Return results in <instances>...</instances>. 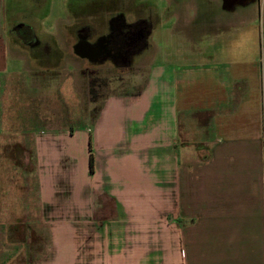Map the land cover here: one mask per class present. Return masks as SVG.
I'll use <instances>...</instances> for the list:
<instances>
[{"label": "crops", "instance_id": "0c3cea01", "mask_svg": "<svg viewBox=\"0 0 264 264\" xmlns=\"http://www.w3.org/2000/svg\"><path fill=\"white\" fill-rule=\"evenodd\" d=\"M98 3L67 0L68 34L57 23L33 52L34 34L15 35L19 18L0 0V264H264V0H220V14L202 19L172 10L173 46L158 63L143 35L130 56L147 74L104 99L90 172L87 153L64 164L65 118L41 116L24 80L66 70L73 57L97 62L73 47L105 37L113 16L125 31L148 21ZM24 19L42 33V18ZM9 56L24 70L9 72ZM58 188L68 191L55 197ZM58 216L78 227L54 229Z\"/></svg>", "mask_w": 264, "mask_h": 264}, {"label": "rangeland", "instance_id": "374dc122", "mask_svg": "<svg viewBox=\"0 0 264 264\" xmlns=\"http://www.w3.org/2000/svg\"><path fill=\"white\" fill-rule=\"evenodd\" d=\"M40 1L38 3V0H10V5L14 8V15L17 19L19 18L18 21L20 22L19 27L14 30V34L22 35L26 38L33 33L36 38L32 43L33 45H30L33 52L40 50L41 42L45 41L47 36L44 33L53 32L57 23H60L68 34V27L63 25V21L68 20L69 17L66 9L67 0H43V2L41 1L42 4ZM35 2L40 4V8L36 11L32 7L33 5L35 6ZM219 2L220 0H97V3L102 7L105 6V9L107 6L112 8L121 7L124 16H128L131 19L135 20L137 17H146L148 19L149 30H146L148 27L143 25H135L133 27L135 32L141 31V33L138 35L136 33L132 34L130 44L133 50H136L143 39V35L147 36V42L151 45L156 63L159 62L158 54L163 47L173 46L170 21L175 18V15H170L172 10L177 8L181 17L202 19L206 18L210 12L220 14ZM42 6L45 8L47 6V11L42 9ZM32 14L42 18L41 21L39 20V28H41L42 33H38V36L24 19ZM39 28H36V30ZM130 29L132 30V28ZM179 29L181 33H189L190 30L187 27H180L176 30L178 31ZM201 29L204 30L203 28ZM63 47H66L65 42H63ZM96 60L100 59H95L94 61ZM97 62L87 64V67L83 68L82 62L80 63L77 58L73 57L69 61V65H66V70L60 68L48 76L34 74L25 76L27 81L25 79L24 83L26 82L27 85H25L24 92L27 91L30 94L33 90L32 88H37L34 89L35 91L32 95H38L41 98L38 101L40 103L38 113L41 116H45L48 112L55 114L56 117L65 118L60 119L59 125L62 129L68 131L67 136L62 140L63 142L60 141L59 137H55V140H59V142L64 143L65 147L70 148L69 154L64 158L66 166L75 164L78 167L84 162V154L87 153V160L89 152L92 154V140L90 139V142L88 140L89 136L93 135V123L106 96L115 92L126 93L138 89L143 83L148 70L143 59L137 61L132 56L128 57V59L118 58L116 61L104 59ZM24 64L25 62L22 59L9 56V72L24 70ZM47 85H49L48 90L46 89ZM46 90L49 91V98L43 96ZM15 95L18 99L19 93L15 92L14 97ZM46 108H49V111H46ZM70 126L73 128V132L69 131ZM37 129L41 130L40 127ZM55 130H57V127ZM75 183L78 184L77 179ZM67 191L58 188L55 197L65 194ZM75 194L77 195V189ZM68 220L75 221V227H78V219L76 217L65 219L58 216L54 218V229H62V222ZM90 228L94 229V226L88 229ZM8 229H11V226ZM39 229L48 228L40 226ZM120 241H122L121 237ZM57 246L58 244H56ZM55 250L56 256H59V248H55ZM66 252L69 254V260H71L73 250H67Z\"/></svg>", "mask_w": 264, "mask_h": 264}, {"label": "flooded vegetation", "instance_id": "af4514ba", "mask_svg": "<svg viewBox=\"0 0 264 264\" xmlns=\"http://www.w3.org/2000/svg\"><path fill=\"white\" fill-rule=\"evenodd\" d=\"M110 25L112 31L107 33L105 37H102L97 41H93L91 44L85 43L86 45L84 46L87 53L91 54L93 58L100 59L101 61L104 59H110L112 61H116L118 58L128 59V56L133 50L130 44V40L132 38L131 35H134L135 33L138 35L141 31L135 32L134 29L131 30L130 28L126 31L123 30V19L117 16L110 18ZM82 42L84 43V41Z\"/></svg>", "mask_w": 264, "mask_h": 264}, {"label": "trees", "instance_id": "16d2710c", "mask_svg": "<svg viewBox=\"0 0 264 264\" xmlns=\"http://www.w3.org/2000/svg\"><path fill=\"white\" fill-rule=\"evenodd\" d=\"M135 25H143V26H147L148 27V25H147V22L145 21H137V22H135V23H133V24H130V28H132L133 29V27L135 26ZM146 30H148V28H146ZM93 170V156H92V154L90 153L89 154V171L91 172Z\"/></svg>", "mask_w": 264, "mask_h": 264}, {"label": "water", "instance_id": "95a60500", "mask_svg": "<svg viewBox=\"0 0 264 264\" xmlns=\"http://www.w3.org/2000/svg\"><path fill=\"white\" fill-rule=\"evenodd\" d=\"M86 45L85 43H82V42H78L74 45L73 49H74V52L80 56H83L85 54H87V50L85 49V46Z\"/></svg>", "mask_w": 264, "mask_h": 264}]
</instances>
